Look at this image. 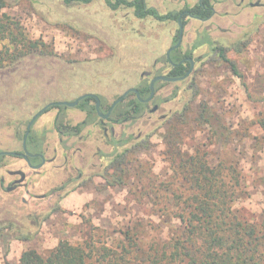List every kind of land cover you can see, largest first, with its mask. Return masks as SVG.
<instances>
[{"label": "rangeland", "instance_id": "374dc122", "mask_svg": "<svg viewBox=\"0 0 264 264\" xmlns=\"http://www.w3.org/2000/svg\"><path fill=\"white\" fill-rule=\"evenodd\" d=\"M197 1L146 0L161 14L179 13ZM7 2L3 12L11 22L27 40L42 44L0 69V149L20 150L27 122L51 100L71 101L96 90L109 107L136 87L143 73L164 71L165 53L179 29L176 21L137 19L132 9L112 11L104 0L73 6L61 0ZM215 2L212 20H185L184 51L195 41L204 42L193 51V72L184 81L161 83L144 117L109 123L107 131L95 118L81 137L59 144L51 129L57 111L52 109L35 124L36 132H46L50 162L33 172L23 161L6 158L0 171L4 185L19 177L16 170L26 174L27 185L13 192L0 188V264H20L23 252L31 249L47 255L62 240L85 242L93 232L108 243L117 242L128 229L144 231L150 241L168 239L170 138L187 155L207 154L212 166H235L243 190L236 208L253 223L263 221L264 0ZM3 45L10 53L29 52L8 40ZM220 48L240 77L223 60ZM154 105L158 109L151 111ZM204 107L208 112L202 117ZM67 115L72 123L86 119L78 108L68 109ZM131 134L148 140L150 148L135 149L127 184L111 186L105 179L115 151L110 138Z\"/></svg>", "mask_w": 264, "mask_h": 264}, {"label": "trees", "instance_id": "16d2710c", "mask_svg": "<svg viewBox=\"0 0 264 264\" xmlns=\"http://www.w3.org/2000/svg\"><path fill=\"white\" fill-rule=\"evenodd\" d=\"M61 1L73 6L89 5L94 0ZM104 2L112 11L132 9L137 19L150 17L165 22L176 20L180 15L178 12L161 14L157 8L149 6L146 0ZM203 5L196 4L188 10L192 16L206 19L212 14V5L209 0H204ZM6 7L7 0H0V44L8 40L17 49H27L29 52L10 53L4 50L6 45H3L0 48V69L34 53L39 44H42L27 40L18 29V24L12 23L10 17L3 12ZM183 24L186 25L185 17ZM203 44L204 42L195 41L186 53L176 50L172 53L171 60L179 62L183 57L194 58L193 51ZM219 51L233 73L240 77L235 63L225 56V50L220 48ZM189 67L190 62H187V66L181 64L172 69L168 76H184ZM138 89L141 98H146L150 93L148 84ZM90 100L87 98L78 106L88 113L87 119L78 123L71 131L64 125L61 116L64 109L60 108L61 114L56 119V125L62 131V136L80 134L86 125L95 120V107L90 104ZM148 111L147 105L141 103L136 96L123 101L114 110L120 116L118 120L131 122L141 119ZM206 112L208 107L203 108L202 117ZM183 119L182 114L178 120ZM140 138L131 134L126 139H112L115 141V151L110 155L108 174L105 175L109 185L127 184L130 155L135 149L150 148V142ZM168 142L170 150L167 154L171 157L173 172L172 179L168 182V190H173L171 196H168V239L150 241L146 239L147 233L144 231L128 229L121 233L123 237L117 242L108 243L99 241L93 232L90 239L82 243L73 244L62 240L47 255L33 249L27 250L21 255L20 264H264V218L260 224L253 223L235 206L243 198L238 169L224 163L212 166L207 160V154L197 152L195 155H187L181 151L175 139L170 138ZM128 144L131 145L127 146ZM120 148L123 149L119 150ZM172 207L177 208L173 210ZM165 208L167 209V205ZM95 230L94 228L93 231Z\"/></svg>", "mask_w": 264, "mask_h": 264}, {"label": "flooded vegetation", "instance_id": "af4514ba", "mask_svg": "<svg viewBox=\"0 0 264 264\" xmlns=\"http://www.w3.org/2000/svg\"><path fill=\"white\" fill-rule=\"evenodd\" d=\"M203 1L204 0H198L197 1V3H195L194 5H196V4H201V5H203ZM215 1H217V0H209V2L211 3V5H212V14L208 17V18H206V19H202V18H199V17H196V16H192L191 14H190V12H189V10H188V8H190V7H192V6H194V5H192V6H187L184 10H182L181 12H179L180 13V15L181 14H183V16H182V23H183V19H184V17H185V20H186V18H193V19H195V20H198V21H201V22H207V21H210V20H212L216 15H217V10H216V6H215V3H217V2H215ZM203 7H205L204 5H203ZM134 15V14H133ZM180 15H179V17H180ZM179 17H178V19H179ZM149 18V17H148ZM178 19H176V20H169V21H176L177 22V25L179 26V24H178ZM161 22V21H160ZM165 22H168V21H165ZM183 27H184V29H185V26H184V24H183ZM183 35H184V32H183ZM177 39V40H176ZM175 43L173 44V45H171V47L169 48V49H171L172 47H174L177 43H178V40H179V29H178V34L175 36ZM212 41V40H211ZM213 42V41H212ZM182 43H183V37H182ZM180 44V46L178 47V48H176V49H173L172 50V52L170 53V59H168V57H167V52H168V50L169 49H167V51H166V53H165V57H164V61H165V64H166V69H164V71H161L160 69H157L156 70V72H146V73H143L142 74V78H141V81H140V83L136 86V87H131V88H136V89H138V88H140V87H142V86H144V85H149V88H150V83H151V81H152V79H154L155 77H157V76H168V73L172 70V69H174V68H176V67H178L179 65H181V64H183V65H185V66H187V62H190L189 61V59L190 58H192V57H183L179 62H173L172 60H171V55H172V53L174 52V51H176V50H179V51H182V53H186L187 51H184V49H183V44ZM194 45V44H193ZM193 55H194V52H193ZM193 59V61H194V68H195V64H196V62H197V59L194 57V58H192ZM169 61V62H168ZM168 66H169V71H168ZM190 67H191V62H190ZM190 67H189V69H190ZM194 70V69H193ZM153 71V70H152ZM193 72V71H192ZM187 73V72H186ZM185 73V74H186ZM191 75V74H190ZM186 80V79H185ZM184 81V80H183ZM161 83H164V84H168V82H166V81H158L157 83H156V85H155V94H154V97H153V99H152V101L151 102H149V103H146V102H143V101H141V100H145V99H147L148 97H149V95H150V93H149V95L146 97V98H141V96H140V98L137 96V94L135 93V92H132V93H130L129 95H127L126 97H125V99L124 100H122L120 103H122L123 101H128L129 99H134L135 98V96L137 97V99H139V101L141 102V103H143V104H145V105H147V107L149 108L150 107V105L153 103V101L155 100V98H156V92L159 90V86L161 85ZM175 83V82H174ZM130 89V88H129ZM69 90H70V88H69ZM128 90V89H127ZM94 91V90H93ZM138 91H139V89H138ZM69 92V91H68ZM68 92H66V96H67V93ZM72 94H73V92H72ZM87 94V93H86ZM90 94H94V95H96V96H98L99 97V99H100V102H101V109H102V112L104 113V114H106V113H108L109 112V110L112 108V106H113V104H114V102L119 98V97H121V95L123 94H121L119 97H117L111 104H110V106L109 107H106L105 105H104V99H103V97H102V95L99 93V92H97L96 90L94 91V93H90ZM139 94H140V92H139ZM84 95V94H83ZM80 96H82V94L81 95H79L78 96V94L76 95V96H73V97H71V98H73L71 101H68V102H73V101H75L78 97H80ZM87 98H90L91 100H90V104L91 105H94V107H95V110H94V112H93V115L96 117V118H98V124L105 130V131H107L108 130V128H107V125L109 124V123H112V122H120V120H118L119 118H120V116H118V114H116L115 112H114V110L116 109V107L120 104V103H118L113 109H112V111H111V114L109 115V117L108 118H106V119H103V118H101L99 115H98V113H97V111H96V99L94 98V97H87ZM87 98H85V99H87ZM85 99H83V100H81L76 106H74V107H69V106H51L49 109H47L39 118H41L43 115H45L46 113H48L49 111H51L52 109H56L57 111H55V114L53 115V121H52V123H51V129L53 130V134H55L56 135V137L58 138V143L60 144L61 142L63 143V142H65V139L66 140H68V139H71V138H74V137H81L82 136V133L84 132V130L86 129V127L87 126H89L90 124H92V123H90V124H88V125H86L85 127H84V129L82 130V132L80 133V134H75V135H73V134H65V135H63L62 136V131L59 129V126L58 125H56V119H59L60 118V112H61V107H63V109H64V112H63V114H61V116L63 117V119H64V125L68 128V131H71V129L73 128V127H75L78 123H81V122H83V121H85L86 119H87V115H88V113L86 112V111H82L81 110V112H84L85 114H86V119H84L83 121H81V122H78V123H72V121H71V118L69 119L68 118V115H67V111H68V109H70V108H78V106H79V104L80 103H82V101H84ZM51 102H54V101H50V102H48L47 104H49V103H51ZM56 102V101H55ZM46 104V105H47ZM45 105V106H46ZM155 106H157V105H154V107ZM44 107V106H43ZM42 107V108H43ZM153 107V108H154ZM41 108V109H42ZM79 109V108H78ZM153 109H151V111H152ZM37 113V112H36ZM35 113V114H36ZM35 114L32 116V118L27 122V124H26V128H25V131H24V133H23V135H22V138H21V143H20V150H12V149H10V148H4V149H0V171L4 168V166L6 165V158L7 157H10V158H16V159H19V160H21V161H23L24 163H25V165L27 166V168L29 169V170H31V171H33V172H37V171H39V170H41L43 167H45L47 164H48V162H50V160L51 159H49L48 157H47V155H46V140H45V133L46 132H44V131H42L41 133L40 132H36V130H35V124L37 123V121L39 120V118H37L36 120H35V122L32 124V126H31V129H30V131H29V134L26 136V134H27V131H28V125H29V123H30V121L33 119V117L35 116ZM122 122H124V121H122ZM112 133H113V130H112ZM110 140H112V138H110ZM14 172V174L16 175V176H19L17 179H14L9 185H7V186H5L4 185V183H3V180H1V178H0V188H3V190H5V191H8V192H13V191H16L20 186H26L27 185V182H26V174L22 171V170H16V171H13Z\"/></svg>", "mask_w": 264, "mask_h": 264}, {"label": "water", "instance_id": "95a60500", "mask_svg": "<svg viewBox=\"0 0 264 264\" xmlns=\"http://www.w3.org/2000/svg\"><path fill=\"white\" fill-rule=\"evenodd\" d=\"M182 16L183 14L180 15L179 19H178V24H179V40H178V43L172 47L171 49L168 50L167 52V57L168 59H170V53L172 52L173 49H176L180 46V44L182 43V37H183V32H184V27H183V23H182ZM189 61L191 62V67L190 69L187 71V73L184 75V76H181V77H170V76H157L155 77L154 79H152L151 83H150V95L147 99L145 100H141L143 102H146V103H149L152 101L153 97H154V94H155V85L158 81H166V82H179V81H183L185 79H187L190 74L192 73L193 69H194V61L192 58L189 59ZM132 92H135L137 94V96L140 98V94H139V91L138 89L136 88H130L128 90H126L122 95L121 97H119L113 104L112 108L109 110L108 113L104 114L102 112V109H101V102H100V99L98 96L94 95V94H90V93H87V94H84L80 97H78L75 101L73 102H68V101H59V102H51L49 104H47L46 106H44L42 109H40L36 114L35 116L33 117V119L30 121L29 125H28V131H27V134L26 136L29 134V131L31 129V126L32 124L35 122V120L37 118H39L47 109H49L51 106H69V107H74L76 106L81 100L87 98V97H94L96 99V111L98 113V115L103 118V119H106L109 117V115L111 114V111L112 109L118 104L120 103L122 100L125 99V97L127 95H129L130 93ZM158 109V106H155L153 108L152 111H156Z\"/></svg>", "mask_w": 264, "mask_h": 264}]
</instances>
